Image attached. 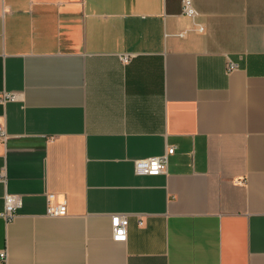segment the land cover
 I'll use <instances>...</instances> for the list:
<instances>
[{
  "label": "crops",
  "instance_id": "obj_1",
  "mask_svg": "<svg viewBox=\"0 0 264 264\" xmlns=\"http://www.w3.org/2000/svg\"><path fill=\"white\" fill-rule=\"evenodd\" d=\"M192 3L0 0V264H264V0Z\"/></svg>",
  "mask_w": 264,
  "mask_h": 264
},
{
  "label": "built area",
  "instance_id": "obj_2",
  "mask_svg": "<svg viewBox=\"0 0 264 264\" xmlns=\"http://www.w3.org/2000/svg\"><path fill=\"white\" fill-rule=\"evenodd\" d=\"M181 12L195 19L199 12L193 6L192 0H181ZM196 29L199 31L204 30V26L202 23L195 21ZM182 34V33H181ZM131 56V53H121L120 58L123 61H127ZM236 63L233 61H229L227 65V69L231 70L236 67ZM18 96L13 93H3L0 96V102H4L5 100H14ZM6 139V132L0 124V140ZM174 151V146H169L165 153L157 156H150L147 158H139L134 162L135 170L137 172L147 173V174H159L164 172L167 167V156ZM5 176L4 172H0V181H4ZM53 198V194H47V210L46 213L49 215H62L67 211L66 204L64 202L59 204H51L50 200ZM21 205V198L18 194L5 192L3 195V209L0 211V216L6 220H11L15 215V210L17 207ZM111 228H112V238L114 240H125L127 236V225L128 219L126 215L123 214H113L111 216ZM6 258L5 249H0V261Z\"/></svg>",
  "mask_w": 264,
  "mask_h": 264
}]
</instances>
